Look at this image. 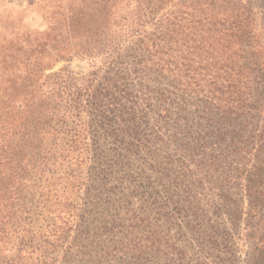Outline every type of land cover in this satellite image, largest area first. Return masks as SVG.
Wrapping results in <instances>:
<instances>
[{"label":"trees","instance_id":"trees-1","mask_svg":"<svg viewBox=\"0 0 264 264\" xmlns=\"http://www.w3.org/2000/svg\"><path fill=\"white\" fill-rule=\"evenodd\" d=\"M53 1L57 7L59 0ZM69 14L51 18L56 24L33 39L26 37L23 56L33 65L11 70L5 60L0 66V76L8 77L0 84V264H56L55 254L75 225L70 208H76L87 169L96 182L107 173L106 162L134 151L121 148V141L114 148L103 142L106 135H120L112 131L117 123H122L123 136L136 137L141 111L171 118L173 107L182 119L195 103L205 137L226 143L249 132L253 143L259 141L256 127L243 130L240 116L231 124L233 105L226 91L204 80L207 73L198 64L223 55L201 45L206 32L222 49L229 43L227 35L244 38V43L251 37L255 17L244 6L233 0H82L79 11L71 7ZM65 26L66 33L54 32ZM213 44L206 47L213 49ZM78 55L97 69L84 75L67 67L44 73L57 60ZM230 125L240 130L227 129ZM178 142L189 161L199 156L188 153L189 143ZM166 159L170 163L172 158ZM185 161L177 164L184 180L190 173ZM263 164L253 166L264 171ZM256 191L248 192L251 201L258 198L259 187ZM226 197L219 194L216 202L213 197L207 202L226 208ZM196 232L203 246L217 242H212L218 237L213 226ZM81 245L74 243L68 251L82 253ZM154 245L151 240L146 248Z\"/></svg>","mask_w":264,"mask_h":264},{"label":"rangeland","instance_id":"rangeland-1","mask_svg":"<svg viewBox=\"0 0 264 264\" xmlns=\"http://www.w3.org/2000/svg\"><path fill=\"white\" fill-rule=\"evenodd\" d=\"M233 2L255 17L251 37L244 43V38L227 35L229 43L222 49L213 41L216 37L206 32L207 38L198 37L201 45L223 55L214 62L198 64L207 73L204 80L226 91L233 105L231 124L240 116L243 130L256 127L259 141L253 143L249 132L226 143L205 137L207 129L202 130L199 124L201 113L195 103L188 106L182 119L173 107L171 118L141 111L135 121L139 133L134 138L123 136L122 123H117L112 131L120 135H106L103 146L119 147L121 141V148L132 147L134 151L115 163L106 162L107 173L96 182L87 169L76 208H70L75 225L55 254L56 264H264V171L259 165L255 168L260 160L264 163V0ZM58 3L54 7V1L49 0H0V66L8 63L7 69L16 70V66L32 63L23 56L26 37L33 39L38 31L49 30L51 23L56 24L51 18L69 17L71 7L79 11L82 0ZM65 28L55 27L54 32L64 34ZM209 42L216 46L207 48ZM66 67L84 75L98 65L78 55L70 61L57 60L44 73L51 75ZM7 78L0 76V84ZM227 129L240 130L232 125ZM179 138L191 146L188 153L199 155H189L192 162L178 147ZM166 158H172L171 162ZM184 161L190 170L186 180L177 165ZM255 189L259 195L251 201L248 192ZM224 193L226 208H213L207 202L210 197L216 202ZM209 226L217 230L218 237L212 239L217 242L203 246L196 231ZM151 240L154 248H146ZM74 243L83 244L80 251L84 253L68 251Z\"/></svg>","mask_w":264,"mask_h":264}]
</instances>
